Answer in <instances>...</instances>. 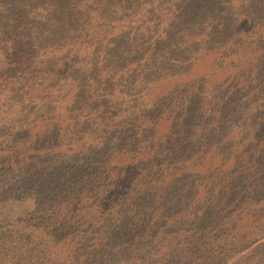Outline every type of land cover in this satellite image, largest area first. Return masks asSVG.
I'll list each match as a JSON object with an SVG mask.
<instances>
[{"label": "trees", "instance_id": "1", "mask_svg": "<svg viewBox=\"0 0 264 264\" xmlns=\"http://www.w3.org/2000/svg\"><path fill=\"white\" fill-rule=\"evenodd\" d=\"M0 264H264V0H0Z\"/></svg>", "mask_w": 264, "mask_h": 264}, {"label": "rangeland", "instance_id": "2", "mask_svg": "<svg viewBox=\"0 0 264 264\" xmlns=\"http://www.w3.org/2000/svg\"><path fill=\"white\" fill-rule=\"evenodd\" d=\"M207 67V62L206 63H204V65L202 64V65H198V67L196 68V71L198 72L199 70H201V69H203V68H206Z\"/></svg>", "mask_w": 264, "mask_h": 264}]
</instances>
